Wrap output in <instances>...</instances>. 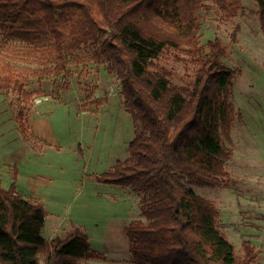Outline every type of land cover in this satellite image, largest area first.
Segmentation results:
<instances>
[{"label": "trees", "instance_id": "obj_1", "mask_svg": "<svg viewBox=\"0 0 264 264\" xmlns=\"http://www.w3.org/2000/svg\"><path fill=\"white\" fill-rule=\"evenodd\" d=\"M225 18L236 17L243 0H212ZM264 31V0H257ZM204 0H0L3 44L23 42L25 51L50 63L44 73L72 75L67 54L98 45L92 58L105 62L122 84L135 125L129 156L118 160L98 182L132 187L141 193V214L125 232L135 264H254L258 252L250 240L244 255L218 226L214 200L175 179L197 185L228 186L226 159L231 139L232 86L235 71L224 62L228 48L220 38L202 45L197 12ZM167 49L187 54L198 66L190 86L172 81L173 72L157 59ZM26 76L0 51V89L26 93ZM56 84V82H55ZM21 131H29L22 110ZM47 211L17 192L0 186V261L2 264H76L105 259L88 234L74 227L66 236L43 235Z\"/></svg>", "mask_w": 264, "mask_h": 264}, {"label": "rangeland", "instance_id": "obj_2", "mask_svg": "<svg viewBox=\"0 0 264 264\" xmlns=\"http://www.w3.org/2000/svg\"><path fill=\"white\" fill-rule=\"evenodd\" d=\"M204 2L197 12L198 38L202 45L220 38L228 48L223 60L235 71L231 139L223 137L230 150L228 186L197 185L178 177L175 182L214 200L218 226L236 255L243 257L242 243L250 240L258 252L254 264H264V31L259 5L243 0L240 13L225 18L212 0ZM97 47L67 54L72 75L65 88L62 75L42 72L50 63L25 51L21 41L3 44L0 34L2 56L26 76L27 92L0 89V186L15 184L18 193L44 205L45 238L64 237L77 226L88 234L92 248L106 256L76 264H135L125 228L144 219L142 194L97 180L128 158L135 125L117 74L92 58ZM157 62L181 86H190L198 68L187 54L173 49L164 50ZM20 110L27 133L16 117ZM44 260L41 255V264Z\"/></svg>", "mask_w": 264, "mask_h": 264}, {"label": "crops", "instance_id": "obj_3", "mask_svg": "<svg viewBox=\"0 0 264 264\" xmlns=\"http://www.w3.org/2000/svg\"><path fill=\"white\" fill-rule=\"evenodd\" d=\"M44 228H45V227H44ZM55 232H56V234H57V231H55ZM43 233H44V230H43ZM55 237H56V236H55ZM53 238H54V237H53ZM53 238L50 237L49 239H47V238H46V239H47V240H52ZM40 263H41V262H40Z\"/></svg>", "mask_w": 264, "mask_h": 264}]
</instances>
